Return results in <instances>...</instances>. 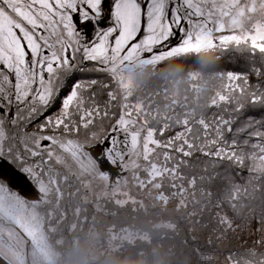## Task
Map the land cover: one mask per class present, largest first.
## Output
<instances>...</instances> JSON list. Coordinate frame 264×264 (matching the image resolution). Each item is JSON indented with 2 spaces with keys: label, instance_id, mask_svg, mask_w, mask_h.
I'll list each match as a JSON object with an SVG mask.
<instances>
[{
  "label": "rangeland",
  "instance_id": "obj_1",
  "mask_svg": "<svg viewBox=\"0 0 264 264\" xmlns=\"http://www.w3.org/2000/svg\"><path fill=\"white\" fill-rule=\"evenodd\" d=\"M39 1V6H36L33 0H0V64L10 71H21V65L27 61L25 51L10 40H16L17 34L26 39L27 26L44 27L50 33L48 39L43 38L47 46L35 47L33 55L41 56L46 50H51L48 45L56 46L61 45L63 40L68 41L70 49L82 54L86 61L100 62L105 72L114 77L112 94L118 107L115 105L107 109L104 106V114L100 116L99 103L85 101L93 89L86 88V84L84 88L79 85L78 90H74L72 85L77 78L70 82L72 90H64L61 94L53 90L52 94L43 93L38 97L37 93L47 86L45 81L39 80L37 87L29 78L32 74L24 73L28 78L21 80V84L27 90L22 96L27 106L23 105L22 108L26 107L21 111L17 105V109L9 111L7 104L5 114L8 117L0 115V158L11 162L20 175L0 177V248L8 250V256L19 264H77L78 259L88 263L86 255H95L92 259H98L104 252L119 250L131 242V235L136 231L124 226L137 210L130 207L149 209L148 214L155 220H163L161 218L168 215L185 218L186 211L197 208L194 201L188 200V195L171 198L167 184H172L173 190H176L185 187L198 174L168 175L172 174L164 171L168 157L164 156L160 147L162 143L171 148L177 145L183 147L184 144L192 147L193 138L200 128L192 125L198 114H192V104L180 100L181 104L176 105L177 98L168 94L164 109L158 110L159 115L173 111V117L168 116L170 122L167 124L172 129L179 128L181 125H174L180 124L182 119L181 124L187 122L185 124L188 125L180 131L167 133L165 130L164 139L159 137L162 133L150 130L159 127L154 120L159 123V116L153 114L152 109L139 105L138 94L149 79L152 67L168 59L179 58L182 53L235 44L248 50L264 51V0H184L183 6L177 5L173 10L172 4L168 6L166 0H118L116 24L108 28L92 48L79 43L74 27L63 29L61 23L64 20H61L60 14L52 10L58 17L54 19L46 13L51 10L47 0ZM84 1L69 0V4L74 7L77 2L85 4ZM63 2L66 3V0H54L58 7ZM86 2L91 11L100 10L102 0ZM175 34V40H184L166 43L153 52V47L167 42ZM260 57L264 59L263 54ZM14 59L16 62L21 60V65L14 66ZM48 59L51 58L48 56ZM32 64L27 69L36 72V64L33 61ZM16 78L19 79V76ZM210 79L213 80L207 81H215L209 82L215 85L228 83V96L232 95V90L237 95V90L242 89L246 81L237 77L229 82L226 78ZM197 83L204 86V82L197 80ZM207 85L208 82L205 87ZM215 85L209 86L216 88ZM218 86V92L221 90L223 93L224 86ZM235 87L237 90H234ZM91 98L94 100L95 96ZM210 100L211 95L202 102L203 111L198 112L203 116V125L213 123V113H205ZM1 106L0 103V109L3 108ZM181 106L184 107L182 111L178 109ZM54 109L58 110L46 119L47 124L36 125L35 120L28 130H21L38 113L46 117ZM28 110L35 111L34 116L29 114L27 121L25 112ZM108 113H113L110 119ZM14 116L18 120L13 122L16 127L13 132L10 124ZM20 119L24 120V124ZM110 121H113L111 126ZM112 133L115 135V139L110 141L113 143L112 151L117 154L122 168V175L114 179L112 174L104 175L97 161L85 150L98 147L110 139ZM203 145V152L207 149L209 155L218 156L220 143L212 131ZM18 180L19 184L13 186ZM252 193L254 189H250V200L253 199ZM213 197L212 207L218 212L220 223L226 220L224 234L232 227L233 236H240L243 228L237 223L241 219L246 228L247 225L252 226L247 235L264 233L253 227L252 218L231 216L234 209L225 208L221 198ZM94 210L97 213L90 218L89 214ZM102 210L105 213L116 210L117 216L109 219ZM136 221L133 230L143 225V220ZM188 227L192 232L195 230L193 224ZM237 236L235 240H238ZM205 256H209L206 251H198L196 258L203 264ZM106 262L104 260V264ZM194 262L197 263L195 258Z\"/></svg>",
  "mask_w": 264,
  "mask_h": 264
},
{
  "label": "trees",
  "instance_id": "obj_2",
  "mask_svg": "<svg viewBox=\"0 0 264 264\" xmlns=\"http://www.w3.org/2000/svg\"><path fill=\"white\" fill-rule=\"evenodd\" d=\"M117 1L102 0L98 12H93L88 7L84 8L80 5L82 2H77L78 7H70L69 23L63 29L68 30V27H74L79 43L83 47L92 48L102 34L116 24ZM166 1H168V6L172 4L171 10H173L177 5L183 6L182 1L184 0H176L174 3L170 0ZM61 35H63L62 31ZM76 37L74 38L76 39ZM175 37L176 34L167 42L153 47V52L158 51L166 43H178V41L184 40H175ZM70 54L75 65L72 66L69 62L61 65L57 72L55 71L54 74L60 75L58 79L61 80L55 86L58 88L55 93L57 94L59 91L61 94L64 93V90L69 91L73 88L76 91L79 85L83 87L88 84L86 88L90 87L93 92L87 99L85 98V101L99 103L100 116L104 114V106L107 109L115 105L118 107L112 94L114 77L105 72L101 63L92 61L87 62L90 63L88 66L87 63L83 64L80 57L82 54L76 53L75 49H70ZM260 54L264 55V51L248 50L238 44L218 45L211 49H198L188 54L182 53L179 58L168 59L150 69V77L138 94V101L144 109L150 108L153 114H158L159 123L153 118L159 127L163 126L164 128L157 126L156 130L154 128L150 130L162 133L163 135L158 136L165 139V130L167 133L180 131L188 125L185 124L187 122L181 124L182 119L180 124L174 125V127L181 126L172 129L173 127L167 124L170 122L168 116L173 117V111L168 110L167 114L159 115L158 110L164 109L165 98L168 94L177 98L176 105L181 104L180 100L185 104H192V114H198L192 125L200 128L198 134L193 138L192 147L184 144L183 147L177 145L171 148L163 146L164 143L160 147L165 153L164 156L168 157L164 168V171L172 173L168 175H188L189 172L198 174L193 180L187 182L185 187L181 186L176 190H173L172 184H167L168 187L170 186L171 198L188 195V200L194 201L198 206L186 211L185 218L181 216L169 217L168 215L163 216L161 218L163 220L152 219L148 214L149 209L130 207V209L137 210L133 214L134 217L124 226L132 228L129 230L136 231V234L131 235V242L119 250L104 252L98 259H92L95 258L93 257L95 255H86L85 260H88V263L76 258L75 260L78 259L77 264L79 261L81 264H104V260L107 261L105 264H202L198 262L199 258H196L198 251H206L209 254V256H205L206 260L203 264H264V233L247 235L252 226L247 225L249 228H246L244 220L241 219L237 225L243 228V232L240 236L236 235L238 240H235L236 236H233L232 227H229V231L224 234L226 220L220 223L218 212L214 210L211 203L214 199L213 195L221 198L225 208L227 206L229 209H234L231 216L252 218L250 222L253 223V227L264 231V226H259L261 223L264 224V59L260 57ZM24 65H21V71L15 70L24 73L33 71L27 69L29 66H33L30 59ZM216 77L226 78L228 82L235 77L246 81L242 89L234 88L237 90V95L232 90V95L228 96L226 95L230 88L228 83L227 85H215L209 83L215 81H207ZM74 78L77 80L73 82L72 86L74 87L71 88L70 82ZM197 80L204 82V86L198 84ZM207 82L208 85L205 87ZM209 85H215L216 88H220L218 85L224 86V94L220 92L221 90L218 92V89ZM52 87L54 88V85ZM199 88H201L200 91H197ZM210 95L211 100L207 104L205 113H213L211 116L213 123L212 125H203V116L198 112L203 111L202 102H205ZM91 96H95V99L93 100ZM23 103L27 106V101L24 99ZM24 108H21V111ZM181 108L184 109L183 106L178 107L180 111H182ZM56 110L54 109L48 116L41 119L42 114L38 113L33 120H36V125L46 122V119ZM108 111L110 112V110ZM29 114L33 115V112L29 110L27 114L25 112L27 121ZM107 116L110 119L113 113H108ZM10 120L12 121V118ZM112 123L113 121H110L109 126ZM10 126L14 132L16 127L13 122ZM28 128L29 125L24 124L21 130H28ZM211 131L220 143L218 156L209 155L207 149L203 152V142ZM181 141H185V139ZM88 149L86 148L87 152H89ZM97 164L98 168L104 171L100 163ZM119 165L121 166V163ZM18 173L11 162L0 158V177L6 176V174L20 176ZM19 182V180L16 181L13 186H17ZM250 189H254L252 200L249 198ZM101 212L103 215L106 214L105 216L109 219L117 216L116 210L110 213H105L104 210ZM96 213L95 210L91 211L90 218ZM136 219L143 220V225L137 228L138 230H133L137 223ZM190 224L195 226L193 232L188 227ZM111 226L113 225L111 224ZM194 258L197 263L194 262ZM63 261L66 262V257Z\"/></svg>",
  "mask_w": 264,
  "mask_h": 264
},
{
  "label": "flooded vegetation",
  "instance_id": "obj_3",
  "mask_svg": "<svg viewBox=\"0 0 264 264\" xmlns=\"http://www.w3.org/2000/svg\"><path fill=\"white\" fill-rule=\"evenodd\" d=\"M33 1L36 6H39L40 4L39 0H33ZM47 1L49 2V4H51V10H47L46 13L51 15L52 18L58 19V17L54 16L53 14L52 10H54L55 12L60 14L61 20H64V22L62 21L61 25L67 26V24L69 23V15H70L69 0H66V3L63 2L61 7L55 6L54 0H47ZM86 1H84L85 4H82V5L80 4L84 8L85 7L87 8ZM76 4L78 5V3H75L74 7L77 6ZM27 28L28 30L26 31V34L27 33L28 34L26 36L27 37L26 39L24 37H19L18 34L15 32L17 34L16 40H10V41L11 43L15 45L18 44L19 47H22V50L25 51L24 53L25 57H27L26 60L30 59L36 64V69H37L36 72H33V71L29 72L30 75L32 74L31 77L29 78L35 81V83L33 81L32 85H36V86L39 85L38 84L39 80L45 81V83L48 85L47 87L40 90L37 96L40 97L41 95H43V93L52 94L53 90L58 89L57 87L55 88L57 83H60L61 81L58 79L60 78L59 77L60 75L53 74L55 73V69L58 70L60 69L61 65L68 64L69 62L71 63L72 66L75 65V61L72 59L71 54H70L69 43L68 41L66 42L63 40L61 41L62 42L61 45H56V46L48 45V47L51 49L50 51L46 50V52H44L45 54L35 57L33 55L34 48L37 47L39 49L43 45L47 46V42L43 40V38L48 39L50 33L47 31L46 28L44 29V27H41V26L39 27L27 26ZM48 56L51 59H48ZM80 57L82 60L81 62L83 64L87 62H92V60L85 61V58L82 55H80ZM93 62L100 64V62H97V61H93ZM13 63H14V66H16L17 64H21V60H18L16 62V59H14ZM17 76H19V79L16 78ZM40 76L42 78H40ZM27 78H28L27 73L25 76L24 72H17L14 70L10 71L9 69L5 68L3 65L0 64V103L2 105L1 107H3L2 109H0L1 111L0 115H3V117H8L5 114L7 104H8V107L10 108L9 111L10 110L14 111L15 109H17V105L19 108H22L23 106L22 104L23 96L22 95H23V91L27 90V88L22 87L21 80L27 79ZM53 85H54V88L52 87ZM61 85L62 83L60 84V86ZM29 111L33 112L35 110H29ZM13 119L14 121L12 122H16L18 120L15 116L13 117ZM34 121L35 120L29 121V123H27L26 125H30L34 123ZM20 122L24 124V121H22L21 119H20ZM113 139H115V135L111 134L110 139L105 141L103 144L99 145L102 148L104 145V148L100 156V161H97L96 163L101 164L102 162L101 157L105 156L106 162L105 164H103L102 162V164L105 165L106 169L103 171V173L104 175L112 174L113 176L112 178L114 179L115 176L122 175V172H121L122 168L119 165L120 164L119 161L117 160V154L114 151H112L113 143L110 141ZM88 153L89 155H91L90 152Z\"/></svg>",
  "mask_w": 264,
  "mask_h": 264
},
{
  "label": "water",
  "instance_id": "obj_4",
  "mask_svg": "<svg viewBox=\"0 0 264 264\" xmlns=\"http://www.w3.org/2000/svg\"><path fill=\"white\" fill-rule=\"evenodd\" d=\"M89 64L90 63H87L86 65L88 66ZM103 148H104V145H103ZM103 148L98 146L95 148H89L88 151L90 152L91 157L93 159H95V161H100V156L102 154L101 149H103ZM101 161L103 162V164H105V162H106L105 156L101 157ZM102 162L100 164L101 168L103 170H105L106 169L105 165H103ZM0 264H19V263L8 256V250L0 248Z\"/></svg>",
  "mask_w": 264,
  "mask_h": 264
}]
</instances>
